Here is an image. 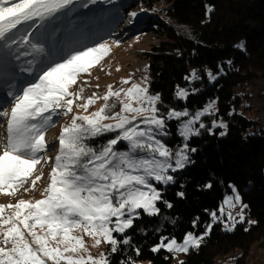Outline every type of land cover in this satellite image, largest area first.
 I'll use <instances>...</instances> for the list:
<instances>
[{
	"label": "snow or ice",
	"instance_id": "1",
	"mask_svg": "<svg viewBox=\"0 0 264 264\" xmlns=\"http://www.w3.org/2000/svg\"><path fill=\"white\" fill-rule=\"evenodd\" d=\"M73 3L74 0H0V82L4 80V66H10L13 60L33 56L26 61L31 66L40 57L42 65L31 82L7 91L6 98L0 101V129H4L3 121L7 122L6 135L0 140V195L15 196L22 188L25 192L35 190L43 176L41 172L33 178L37 165L41 161L51 164L48 183L41 191L43 198L0 204V264H111L106 254H91L85 236L94 241L92 247L107 243L111 253H116L121 243L128 245L131 237L121 241L114 233L124 234L132 228L140 214L138 210L150 216L159 214L157 202L162 193L152 181L163 185L175 182L170 171L190 163L187 140L199 136L200 130L207 127L202 117L217 111L211 101L194 113L185 108L162 114L158 107L161 96L149 92L147 77L141 83L123 79L121 84L131 82V87L114 90L109 85L102 96L93 93L85 98L83 87L72 91L79 77L90 75L91 69L111 51L106 40L79 47L70 46L62 34L57 40L56 22ZM131 16L135 18L137 13ZM49 40L56 43L46 49L44 42ZM114 43L119 46V41ZM21 71L32 72L33 68ZM207 75L216 79L211 71ZM198 78L193 71L185 79ZM188 95L186 89L177 87V98L186 100ZM100 100L104 102L102 106L89 112ZM74 106L81 111L74 112ZM117 106L119 111L115 110ZM69 114L71 121L61 129L56 156H44L49 148L46 133L55 126L53 118ZM173 120L179 121L177 133L185 141L175 152L160 138L170 135L168 122ZM212 128L226 129L227 125L213 120ZM113 133L103 144L92 143ZM122 143L123 148L119 147ZM26 184L31 187L25 188ZM233 191L234 195L226 196L220 205V215L210 214L213 221L226 216L231 222L227 230L234 227L236 215L243 221V209L247 208L239 193ZM238 204L241 210L234 215ZM6 209L13 211L6 214ZM210 230L211 225L207 228ZM203 238L192 232L183 237L182 243L162 237L151 250L187 253L199 248Z\"/></svg>",
	"mask_w": 264,
	"mask_h": 264
},
{
	"label": "trees",
	"instance_id": "2",
	"mask_svg": "<svg viewBox=\"0 0 264 264\" xmlns=\"http://www.w3.org/2000/svg\"><path fill=\"white\" fill-rule=\"evenodd\" d=\"M161 1L104 0L105 10L112 12L109 30L119 25H111L112 20L121 18L134 6L152 10ZM165 1L166 16L172 25L164 24L167 40L145 54L149 61V90L161 96L158 107L162 114L172 108H186L193 113L216 99V118H223L227 128L221 135L222 128H212V116L203 117L207 127L187 142L191 162L173 174L174 183L157 185L162 193L157 202L159 214L150 216L139 210L133 227L124 234H115L121 241L131 237L130 243H121L116 253L110 252L109 259L111 264L138 260L173 264L172 253L163 248L159 252L151 249L162 237L182 240L192 232L204 238L199 248L184 253L182 264H251L250 249L264 248V128L239 108L250 109L245 104L251 96L245 83L264 76V0ZM91 14L96 15L92 19H104L107 12L105 16L99 11ZM69 17V22L78 24V20H72L77 16ZM174 25L188 26L190 35L178 32ZM80 44L88 45L84 37L75 46ZM241 44L243 47H238ZM193 71L199 78L185 79ZM209 71L215 80L209 79ZM178 86L189 92L186 100L177 98ZM172 122L173 142L168 144L182 146L183 138L176 135L179 121ZM209 184L211 187H207ZM233 189L239 192L247 208L243 209V221L236 218L234 227L227 230L226 225L231 222L226 216L213 221L210 214L220 215L219 207ZM165 201L172 207H167ZM237 210L238 206L233 213Z\"/></svg>",
	"mask_w": 264,
	"mask_h": 264
},
{
	"label": "rangeland",
	"instance_id": "3",
	"mask_svg": "<svg viewBox=\"0 0 264 264\" xmlns=\"http://www.w3.org/2000/svg\"><path fill=\"white\" fill-rule=\"evenodd\" d=\"M103 1L104 0H96L95 3H92L91 0H74V3L70 5L69 8L66 10V15H60L59 20L56 22L57 28H59V30L57 29V33H58L57 40L62 34L64 41L65 42L70 41V46L72 47H76L75 45H77L80 42L82 37H84L87 40L88 45L95 42H103L106 40L111 48L110 54L104 60H102L99 65L91 69L90 75L82 74L79 77L78 84L73 86L72 91H79V89L83 87L84 88L83 96L85 98L91 96L93 93H97L98 95L102 96L107 92L109 85H112L114 90L120 89L121 87L127 88V87H131V82L141 83L145 77H147V87L149 89V79H150L149 61L146 58L145 54L152 48V46L158 45L160 42L167 40L166 34H164L166 33L167 28L166 26H164V24L172 25L171 20L168 19V16H166V7L168 6V3L165 0H163L157 3L155 8L152 10L144 9L141 5H136L128 13H125L121 16V18H118V20L116 21L112 20L111 25L114 24H119V25L115 26L117 28L109 30L108 28L110 26L109 21L111 19L109 17L112 14V12L109 10L108 11L105 10L106 6L105 3H103ZM110 2L113 3V1ZM85 4H87V7H84ZM109 6H113V5H109ZM96 11H99L100 13L102 12L104 16L107 12L106 17L104 18L103 21L99 19H92L96 15L91 13ZM131 13H137V16L133 18L131 16ZM70 15L77 16L72 20L73 21L78 20L77 21L78 24H72L73 22L68 21ZM82 19L83 21H81ZM174 26L176 27L178 32L190 35L191 30L188 26H182V25H174ZM61 30H63V32ZM95 33H99V35L96 37L94 35ZM33 37H35V33L33 34ZM30 39H32V42L34 43L40 42L34 38H30ZM114 41H119V46H117L114 43ZM44 43H45V48L48 49L51 48L54 43H56V40H49ZM24 50L25 49H21V51ZM32 59L33 56L21 57L20 60H13L10 66H4V71H3L4 80L3 82H0V101H3L6 98L5 93L7 91L11 90L12 88L19 89L21 87H24L33 80L34 76L36 75V72L41 68L42 65L39 62L40 57H37V62L34 65L31 66L28 65L26 61ZM134 64L147 65L145 73L135 71ZM29 67L33 68L32 72L21 71L22 68H29ZM117 69H119V71H117ZM123 79H130L131 82L128 85H122L121 81ZM85 81H88V83L85 84L84 83ZM245 84H246L247 92L251 95L249 96V98H251V100L253 101V106L247 110L245 107H240L239 111L252 119L254 118L257 119L256 116H258L257 114L258 110L260 111V113H264V76L256 77ZM97 85H99V87H97ZM149 92L153 94L150 90ZM122 98H123V94H122ZM261 98L262 100H260ZM258 100H260L261 102L258 103ZM212 101L215 102V106L218 111L217 100L213 99ZM79 102L82 101H78V103ZM103 103L104 102L102 100L98 101L94 106H92L89 109V112L96 111L102 106ZM207 104H205L202 108H198L197 110H202ZM7 106L10 109L11 104L9 103ZM184 109L185 108H181L178 109V111ZM115 110L119 111L120 110L119 106H117ZM76 111H81V110L76 109L74 106V112ZM217 111L215 112L214 115H211L213 118L212 121L213 120H216L218 122L223 121V123L226 124L223 118H219V119L216 118ZM53 119L55 121V126L49 128L45 137L47 138V143L49 145V148L45 153H43V155L46 157H49V154L50 155L52 154L51 158L55 157L59 150L58 137L62 127L70 123L71 114H69L68 116H57L54 117ZM202 121L204 124L207 123L206 120L203 119V117H202ZM106 122L111 123L112 121H106ZM257 124L260 126V122L258 120H257ZM3 125H4V129H0V140H2L3 137L6 135L5 130L7 127V122L3 121ZM172 126H173V122L169 121L168 131L170 132V135L160 138L175 152L177 148L180 147V145L174 147L168 144L169 141L173 142V139L170 138L174 135V133L171 131L173 128ZM198 126L199 125H197V127ZM225 131L226 129L222 128L220 132L224 133ZM114 135H115L114 133L107 134L102 142H100V140L98 142L94 140L92 143L97 145L103 144L106 142L108 138H111ZM176 135L179 136L177 132ZM49 138L53 142H51ZM184 142L185 141L183 140V143ZM53 145H55L54 148L52 147ZM119 147L123 148L124 147L123 143L119 145ZM189 151H188V155L190 157V162H191V155ZM50 170H51V164L50 163L45 164L44 161H41V164L37 165V168L33 174V178H35L36 175H39L41 172H43V176L37 182L35 190L25 192V190L22 188L20 189L19 192H17L15 196L10 197L5 195H0V204H10V203L15 204L19 199L35 200V199L43 198L41 196V191L48 183V174ZM174 173L175 172L170 171L169 174L173 175ZM152 183L158 190H160L157 186L159 184L158 182L152 181ZM30 187H31L30 184L25 185V188H30ZM235 191L238 192L236 189ZM229 195H234V192L228 194L227 196ZM237 206L239 207V210H237L238 213L240 212L241 207L239 204ZM236 208L233 211H235ZM12 211H13L12 209H6V214H10ZM235 218L240 220V217L238 215H236ZM115 234L116 233H114V235ZM197 236H203V235H197ZM85 241H86V245L89 247L91 254L94 257H99L101 253H104L109 258L111 252L110 245H108L107 243H102L99 247H92L94 241L87 236H85ZM177 241L182 243L183 239ZM165 243H167V241H165ZM256 249L259 251L260 254L264 252V248L255 246L252 249H250L248 255L251 256L253 251H255ZM172 254H173V264H180L181 260L183 259L184 253L179 252ZM228 260L229 258L227 259V261ZM253 261L254 260L252 259L251 264H253ZM134 264H151V262L149 260H138L135 261Z\"/></svg>",
	"mask_w": 264,
	"mask_h": 264
},
{
	"label": "bare ground",
	"instance_id": "4",
	"mask_svg": "<svg viewBox=\"0 0 264 264\" xmlns=\"http://www.w3.org/2000/svg\"><path fill=\"white\" fill-rule=\"evenodd\" d=\"M95 19H99L101 21H103L104 19L101 18V17H95ZM118 20V19H116ZM146 68H147V65H144V64H134V70L135 71H139L141 73H145L146 71ZM247 107H252L253 106V101L251 100V98H247L246 99V103ZM259 112V113H258ZM262 112V111H261ZM257 114L258 116L256 120H258L260 122V126L264 128V119L262 117V113H260V111L258 110L257 111ZM46 141H47V138H45ZM50 139V138H49ZM51 142H53L51 139H50ZM52 155V154H51ZM51 155L49 154V157H51ZM54 159V157H52ZM249 258L253 261V264H264V252L263 253H259V251L256 249L255 251H253V253L251 254V256H249ZM232 260V259H231Z\"/></svg>",
	"mask_w": 264,
	"mask_h": 264
},
{
	"label": "built area",
	"instance_id": "5",
	"mask_svg": "<svg viewBox=\"0 0 264 264\" xmlns=\"http://www.w3.org/2000/svg\"><path fill=\"white\" fill-rule=\"evenodd\" d=\"M262 117H263V119H264V113H262Z\"/></svg>",
	"mask_w": 264,
	"mask_h": 264
},
{
	"label": "crops",
	"instance_id": "6",
	"mask_svg": "<svg viewBox=\"0 0 264 264\" xmlns=\"http://www.w3.org/2000/svg\"><path fill=\"white\" fill-rule=\"evenodd\" d=\"M260 100H262V98H261ZM260 100H258V103H260V102H261Z\"/></svg>",
	"mask_w": 264,
	"mask_h": 264
}]
</instances>
